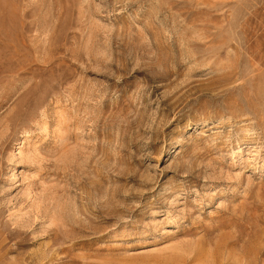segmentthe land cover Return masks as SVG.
<instances>
[{"label": "rangeland", "instance_id": "374dc122", "mask_svg": "<svg viewBox=\"0 0 264 264\" xmlns=\"http://www.w3.org/2000/svg\"><path fill=\"white\" fill-rule=\"evenodd\" d=\"M0 264H264V0H0Z\"/></svg>", "mask_w": 264, "mask_h": 264}]
</instances>
